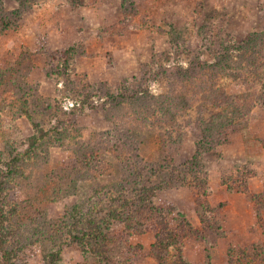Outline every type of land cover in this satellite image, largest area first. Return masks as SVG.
Returning a JSON list of instances; mask_svg holds the SVG:
<instances>
[{"label": "rangeland", "instance_id": "374dc122", "mask_svg": "<svg viewBox=\"0 0 264 264\" xmlns=\"http://www.w3.org/2000/svg\"><path fill=\"white\" fill-rule=\"evenodd\" d=\"M129 1L125 10L122 0H0V152L19 153L22 170V175L9 177L4 191L21 206L8 222L13 231L10 247L19 245L20 227L29 220L63 226L70 221L66 211L95 189L107 198L116 196L113 183L121 181L122 172L114 152L103 151L105 173L84 180L75 195L43 196L40 186L47 182L53 191L67 190L69 184L60 176H67L66 164L77 156L82 142L87 144V158L95 160L99 148L123 144L124 135L135 140L134 155L143 159L136 171L144 169L145 162L180 164L201 152L208 189L203 193L202 188L189 185L194 182L189 179L182 186L156 192L149 207L141 209L142 223L136 229L119 219L130 211L125 205L110 208L100 202L110 214L119 215L111 221L109 247L123 254L121 262L177 264L178 246L159 252L153 245L157 244L156 222L165 220L177 228L182 214L193 228L180 238L186 261L264 264V106L259 99L264 69L255 73L249 66L241 74L217 77L216 86L235 98L237 115L228 100L218 102L219 106L202 99V91L196 89L201 98L196 106L178 105L168 114L156 111L146 126L131 107L135 92L160 96L182 89L171 75L195 66L204 24L221 30L234 46L253 31L264 32V0ZM60 51L69 52V57ZM238 52L235 48L232 54ZM202 59L213 61V56L203 53ZM246 80L255 88L249 90ZM17 82L24 87L19 89ZM182 93L186 97L188 92ZM120 94L124 99L116 100L123 105L119 114L112 96ZM180 94L173 93L185 105ZM200 104L205 106L207 121L228 109L234 128L227 140L209 148L202 145L206 134L198 117L203 110ZM33 120L46 136L39 141V157L30 158L25 152L37 133ZM4 130L11 132L8 139ZM146 174L136 178L145 179ZM160 179L154 177L156 182ZM29 201L34 207H22ZM157 209H163L161 215ZM49 249L52 243L42 239L22 250L13 249L14 264H46ZM61 255L60 264H85L77 243L62 244Z\"/></svg>", "mask_w": 264, "mask_h": 264}, {"label": "trees", "instance_id": "16d2710c", "mask_svg": "<svg viewBox=\"0 0 264 264\" xmlns=\"http://www.w3.org/2000/svg\"><path fill=\"white\" fill-rule=\"evenodd\" d=\"M129 2V0H122V6L125 10L128 9ZM6 19L7 17L3 18V20ZM202 29L203 32L201 33V38L203 41L199 48V54L201 53V55H198L194 60V65L196 67L192 66L190 69L180 68L175 74L171 75V79L175 80L174 84L182 86V89L178 91L176 90V92L171 91L160 96L148 93L145 95L137 94V92L132 95V110L139 118V121H143L144 126L150 123L149 117H152L156 111L160 110L161 113L168 114L178 105L181 107L196 106L197 102L201 100V98L198 97L199 93H197L196 90L202 91V99H207L211 103L217 105H219L218 102H226L228 100L229 107L231 105L235 115L238 114L237 110H239V108L235 103L233 95H228L223 89L216 86L217 77H220L221 75H230V73L233 72L241 74L239 72L246 71L249 66L253 67V72L255 73H259L260 70H263L264 32L253 31L248 36L244 37L237 46H234L229 43L227 36L223 35L221 30L210 28V25L206 24L203 25ZM235 48L239 51L237 56L232 54ZM203 53H209L213 56V61L202 59ZM68 54L69 52L67 51H60V55H63L66 59L69 57ZM54 55L57 57V54ZM200 73L201 75L199 76ZM16 84L19 89L24 87L21 83L17 82ZM246 84L249 90L255 88V85L250 82L248 83L247 80ZM260 86L261 94L258 96L260 103L264 106V81L261 82ZM187 87H191V89H186ZM191 90H193V92L192 94H189ZM182 92H188L186 93V97ZM173 93L183 94L181 99L186 100L185 105L182 103L180 104L178 102L180 96L177 95L176 97ZM118 96L120 99H124L123 94H120L113 95L112 100L116 101ZM26 102L24 100L23 104ZM36 104L37 106H40L39 100ZM116 104L117 108L120 110V114L123 111V105L119 101H116ZM151 106L153 107L151 108ZM200 106V109L203 110L198 113V117L206 134V139L202 140V145L208 146L209 148L213 144L227 140L228 135L234 128L233 117L228 113V109L213 114L211 119L207 121L205 120L204 115L205 106L201 104ZM27 113H29V111ZM142 114H145L146 116L142 117ZM28 116L33 119L30 114ZM32 124L37 128V133L31 136V144L25 152L30 158L34 156L39 157V154L37 153L39 141L46 136L43 129H38L39 123L37 121L34 122L33 120ZM114 124H118V122H115ZM4 131L6 133L5 137L8 139L11 132L7 130ZM38 131L42 134L39 135ZM121 140L123 141V144L119 141L117 145H109L107 149L102 147L99 148L100 151L96 154L95 160L87 158L89 153L87 150V144L82 142L80 151L77 150V156L66 164L64 170L66 171L67 176L65 174V176H60L67 184H69L67 190L57 189L56 191H53L49 188L47 182L40 186L43 196L55 192H57L55 198L58 199H62L65 196L72 194L75 195L80 184L84 180L93 179L95 177L97 178L98 175L105 173L106 169L103 170L102 168H106V163L103 161V151H106L117 153L116 158L120 159L119 164L122 172L121 181L113 183L117 195L107 198L109 195H102L99 190L95 189L94 193L89 195L88 198L85 197L83 200L77 201L74 207L66 211L67 217L70 215V221H64L65 225L63 226L58 223L57 226L54 224L55 226L52 227L47 221H44L41 225L33 224L32 220L27 221V225L24 224L22 225L24 227H20V229H23L20 231V237L17 241L19 245H16V247H10L9 245V238L12 237L13 231L8 222L19 213V207L21 206L18 202L13 201V197L5 194L4 191L10 176H16L17 174L22 175V170L18 165L21 157L19 153L14 154L12 150L8 155H5L4 152H0V165L4 167V170L0 168V264H14L16 259V257H14L15 251L22 250L28 243L40 239L52 243V249H49L45 255L46 264H60L62 261L61 245L71 243H77L81 246L83 256L85 257V264H125L121 262L124 259L120 258L123 257V254L109 247L110 241L113 238L110 232L111 221L113 218H118L119 215L110 214V209H104L105 207L102 204L100 205V202H103V204L105 203L106 207L110 208L114 207V204L116 203L118 205H125L124 207L130 209V211H128L126 217L121 214L119 219L126 221L129 229H136L137 226L142 223L141 209H147V207H149V203H151L156 192L175 186H182L187 184L189 179H192L195 182V184L193 182V185L190 183L189 185L199 189L202 188L203 193L207 191L208 179L203 175L204 173H202L203 161L200 155L201 152L197 153V156L195 155L193 158L180 164H169V162L166 161L167 164L153 165L145 162V168L136 171V166L139 163L144 162L143 159L138 157V154L134 155L135 146H133V143L135 140L130 136L124 138V135H122ZM97 150L98 148L96 147L91 150L90 153L93 154ZM124 152H127V157L124 155ZM6 156L9 157L8 160H5ZM142 172L147 173V178L137 179L136 176ZM154 177H159L161 179L156 182ZM241 178L246 179L245 176H242ZM244 184H246V181ZM110 191L111 189L107 192L109 193ZM112 191L114 190L112 189ZM96 196H101L102 198L98 199ZM105 197L108 201L104 199ZM45 198L48 199V197ZM27 204L28 205L22 204V207H34L32 201L27 202ZM8 205L10 206L9 210L6 209ZM85 207L97 208L95 210H82V208ZM204 208L205 212L208 213L210 209H207V206ZM103 210L106 211V214L103 213ZM162 210L163 209H157L156 213L159 212L161 215ZM162 216L165 217V215ZM180 216L182 217V224L177 228L170 227L169 223L165 220L156 222L155 229L157 230V244L155 243L153 247L161 252L163 249H168L170 246H178L179 252L177 254V264H191L183 258L179 245L181 244L180 238L184 236V233L193 228L187 224L182 214H180ZM56 245L58 247L57 249L55 248Z\"/></svg>", "mask_w": 264, "mask_h": 264}]
</instances>
